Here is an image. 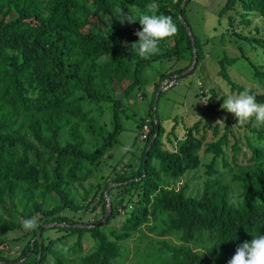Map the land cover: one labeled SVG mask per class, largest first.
<instances>
[{
	"label": "trees",
	"instance_id": "obj_1",
	"mask_svg": "<svg viewBox=\"0 0 264 264\" xmlns=\"http://www.w3.org/2000/svg\"><path fill=\"white\" fill-rule=\"evenodd\" d=\"M190 1L180 11L185 0H0V245L5 243L3 235L24 230L23 219L34 217L38 222L35 230H29L31 238L20 257L8 259L0 249V264L19 259L21 264H118L125 251L122 242L140 231L153 236L146 254L140 256L144 264H227L239 244L251 241L250 233L264 234V130H251L245 142L248 158L236 140L227 161L228 123L220 136L216 124L215 140L205 142L212 113L225 98L210 104L217 89L207 90L205 117H199L181 138L173 126L166 134L172 149H163L165 129L158 105L153 109L160 85L187 70L194 52L196 64L189 74L199 68V83L204 81L205 86L209 81L206 59L213 53H206L188 22ZM118 6L133 19L149 7L171 16L177 32L160 42L171 41V46L148 60L137 55L131 40L124 47L122 38L138 39L134 33L141 26L138 20L123 24L117 20ZM252 15L261 18L264 29V0H226L218 11L220 35L264 53V31L260 38H248L235 30L237 16L240 24L248 25ZM220 53L213 78L223 80L231 93L246 89L228 74L227 68L238 58ZM243 53L240 58L249 64L252 78L263 82L264 65H255ZM172 59L188 64L160 73L154 82L148 119L137 124L139 131L144 125L149 129L137 171L130 178L116 173L106 181L95 207L104 202L106 188L114 183L118 189L135 190L139 205L118 230H105L119 215L112 204L105 223L98 225L102 217L90 228L79 227L63 214L84 209L70 197L73 186L94 180L99 165L110 158L107 153L122 131L124 106L144 85V70ZM249 90L264 103V94ZM104 105L110 110V129L101 122ZM201 155L211 156V161L204 166L202 191L193 197L186 194L187 185L176 188L171 182L198 170ZM238 155L244 156L243 162ZM218 159L221 170L216 168ZM106 205H101L103 215ZM47 225L52 226L45 229ZM52 229L64 234L46 241L43 234ZM86 232L93 241L88 252L83 250Z\"/></svg>",
	"mask_w": 264,
	"mask_h": 264
},
{
	"label": "rangeland",
	"instance_id": "obj_2",
	"mask_svg": "<svg viewBox=\"0 0 264 264\" xmlns=\"http://www.w3.org/2000/svg\"><path fill=\"white\" fill-rule=\"evenodd\" d=\"M226 0H191L187 10L188 22L192 28L195 35L202 41L205 46L206 53H213L206 59L208 67L210 70L206 72L208 74L209 81H206V85L199 83L202 79L200 74V69L197 68L192 74L179 77L176 82H173V87H167L166 91H162L160 98L157 100V115L164 126L165 137L163 138V149L171 151L172 147L166 141V137L170 129L174 126V133L178 138H181L186 130L192 126V124L199 118L205 117L206 101L208 102L209 88H215L216 93L214 95L213 101L210 102L211 105L217 104L220 97L225 96L224 99L229 95L236 93H231L229 87L226 83L218 77L213 78L214 69L217 70L214 61L217 57L221 55V51L225 52L229 57L238 58V61L231 67H228V74L230 78L245 87L246 89L252 88L257 94H264V81L258 82L252 78V70L247 62L240 58L241 53L245 54L257 66L264 65V53L258 47H246L247 45L243 42L239 43V46L228 38L226 35H220L221 25L218 22V11L223 6ZM240 17L236 18L235 30L248 38H260L263 35V22L261 18L257 15H252L248 17L249 24L242 25L239 23ZM223 36V39L221 37ZM139 39V38H138ZM136 38L132 40L129 35H125L122 38V44L124 47L127 46L128 41L131 40L133 43L138 41ZM237 42V41H235ZM172 42H167L166 44L159 45L160 52L163 53L168 47H170ZM248 48V49H247ZM243 52H241V50ZM217 61V59H216ZM187 62H176L174 59L164 62L152 63L144 70V85L140 90L135 89L133 94L130 96L129 101L125 104L123 113L121 115L122 131L119 135V140L116 145H114L109 151L108 156L110 158L105 159L102 164L98 167V175L95 176L94 180L85 183L83 186H73L71 190V198L84 207L83 210L78 212L64 211L66 217H70L73 221L78 222V224H84V226L92 225L91 223L98 222L104 217L101 205L103 203L107 204L106 208L111 212L112 204L115 210L118 211V216L110 222L109 226L105 227L108 232L110 230H118L124 219L129 215V212L139 205V197L136 191L124 187L123 189H118L117 185L110 184L105 190L103 195L104 202H98L100 192L106 181H109L114 175H122L123 177H131L135 173L140 165V156L144 142L141 141V136L144 134L143 129L137 130V124L142 120H147L148 109L153 93L154 82L159 79V74L177 70L179 68L185 67ZM217 64V62H216ZM171 85V86H172ZM203 85V89L200 90V86ZM202 91V92H201ZM223 103V101H222ZM218 105L216 112L212 113L211 124L207 129V135L205 142L214 141L215 138L212 136L213 127L218 124L219 136L226 133L227 128H225L226 123L229 127V146L226 148L227 161L230 156V146L237 140L242 147V153L245 154L246 158L249 157V149L245 146L246 139H250L252 136L251 130H264V125H258L255 120L247 122L244 126H233L236 123L234 115L228 113L226 110ZM96 109L97 107L94 106ZM101 122L106 125V128L110 129L109 121L111 118L110 110L107 105H104L102 110ZM218 120H223V122H217ZM217 122V123H216ZM149 130V129H148ZM147 130V132H148ZM217 138V137H216ZM107 156V155H106ZM244 157V156H243ZM242 155H238V161L243 162L244 158ZM211 161V156L201 155V166L196 171H190L186 173L181 179L171 182V185L176 188L182 187L184 184L187 185L186 194L189 196H199L202 191L203 182L205 180V167ZM222 162L218 159L216 163V168L221 170ZM102 176V177H101ZM94 199V200H91ZM124 206V208L122 207ZM95 207V209H93ZM63 215V216H64ZM87 224V225H86ZM50 225L44 228H49ZM141 230L145 231L144 228ZM28 232V235H25ZM64 234L56 229L48 230L43 234L46 241L50 239H55ZM139 236L141 239L138 240ZM26 237V238H25ZM1 238V237H0ZM25 238V240H23ZM31 238V231L22 230L7 233L2 236L5 243L0 245V249L4 250V256L6 258H19L22 253V248ZM153 236L142 231L137 232L131 236L125 242H122L125 251L122 252V257L118 264H144L140 256L146 254V248L148 246L149 240ZM75 238H70V241H74ZM71 243V242H70ZM93 245V241L90 238L89 233L84 234L83 250L88 252ZM66 250L60 253L64 256ZM75 257V254L71 257ZM18 260V259H17ZM23 259H19L18 262L13 264H21ZM11 263V262H9Z\"/></svg>",
	"mask_w": 264,
	"mask_h": 264
},
{
	"label": "clouds",
	"instance_id": "obj_3",
	"mask_svg": "<svg viewBox=\"0 0 264 264\" xmlns=\"http://www.w3.org/2000/svg\"><path fill=\"white\" fill-rule=\"evenodd\" d=\"M114 15L117 17V20H119L122 24L125 21L129 23H133L136 20L139 21L141 28L140 30H137L134 33L139 39L138 41L132 43L131 47L136 50L137 55L140 58L145 60H148L152 56L159 54L160 42L165 40L166 38L175 35V33L177 32V27L171 16L164 14H157L152 10L151 7H149L147 11L141 13L136 19H133L131 16H129L124 11V9L119 6L114 9ZM179 75L173 76L172 77L173 80L171 81H164L160 85L161 87L160 91H166L167 87L169 86L173 87L177 85L178 83L174 79L179 78L178 77ZM173 82H176V84L172 85ZM221 108L226 110L228 113L234 115V118L236 120V123L233 125L234 127L235 126L242 127L247 122L252 121L253 119L258 125H264V103H258L256 97L253 94H251L249 89H244L236 94L227 96L226 99H223ZM217 122H223V120H218ZM141 129H143L142 132H144V134H142L141 136V141L144 142L148 133L147 125H144ZM144 135L145 137H143ZM108 206H110L109 203ZM20 210L23 211V209ZM102 221L103 220H101L100 222ZM78 226L86 227V228L92 227L91 225L89 226L78 225ZM22 227L25 230H35L38 227V222L34 217L26 218L23 219L22 221ZM250 235H252L253 237L251 241L246 240L243 243L239 244L236 247L235 253L227 261V264H264V234L250 233ZM5 264H13V263L7 262Z\"/></svg>",
	"mask_w": 264,
	"mask_h": 264
},
{
	"label": "water",
	"instance_id": "obj_4",
	"mask_svg": "<svg viewBox=\"0 0 264 264\" xmlns=\"http://www.w3.org/2000/svg\"><path fill=\"white\" fill-rule=\"evenodd\" d=\"M186 2H187V0H185V2H183V4L181 5V8H180V11H181V9H183V8L185 7ZM182 23L184 24L185 28H186L187 31H188L189 36L191 37V31H190L188 25H187L186 22L183 21V20H182ZM191 40H192V44L194 45V39H193L192 37H191ZM195 64H196V54H195V52H194V53H193V60H192V62H191V65H190L189 69H187L184 73L180 74L178 77H181V76H183L184 74H189V73L194 69ZM160 89H161V87L158 89V91H157V93H156V96H155V99H154V102H153V109H154V110H155L156 105H157V100H158V96H159V91H160ZM154 118H155V115H154ZM151 141H153V140H151ZM150 145H151V144H150ZM150 145H149V147H150ZM108 214H109V210H106V213H105L104 219H103L102 222L99 223V225H101L102 223L105 222V220H106L107 217H108Z\"/></svg>",
	"mask_w": 264,
	"mask_h": 264
},
{
	"label": "built area",
	"instance_id": "obj_5",
	"mask_svg": "<svg viewBox=\"0 0 264 264\" xmlns=\"http://www.w3.org/2000/svg\"><path fill=\"white\" fill-rule=\"evenodd\" d=\"M143 137H145V135Z\"/></svg>",
	"mask_w": 264,
	"mask_h": 264
}]
</instances>
